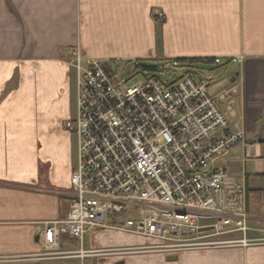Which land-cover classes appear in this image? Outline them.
Here are the masks:
<instances>
[{
    "label": "crops",
    "instance_id": "obj_1",
    "mask_svg": "<svg viewBox=\"0 0 264 264\" xmlns=\"http://www.w3.org/2000/svg\"><path fill=\"white\" fill-rule=\"evenodd\" d=\"M154 9L164 15L159 45ZM75 49L111 62L118 74L138 62L148 76L162 61L232 66L212 94L236 88L234 116L219 106L244 140L213 166L245 185L252 233L264 234V0H0V257L39 253L41 224L69 210L76 146L64 123L75 118L67 65ZM94 235L100 248L146 243L111 231ZM167 258L135 254L98 264H264V242Z\"/></svg>",
    "mask_w": 264,
    "mask_h": 264
},
{
    "label": "built area",
    "instance_id": "obj_2",
    "mask_svg": "<svg viewBox=\"0 0 264 264\" xmlns=\"http://www.w3.org/2000/svg\"><path fill=\"white\" fill-rule=\"evenodd\" d=\"M152 15L164 21L160 10ZM67 65L76 88L75 118L64 123L76 139L69 210L41 224L39 253L0 257V264L169 257L262 241L248 238L255 230L245 185L213 166L244 140V131L229 130L219 106L226 104L234 116L233 85L209 94L212 75L200 81L188 72L171 84L146 75L141 84L128 86L111 62L86 58L79 49ZM108 231L146 243L85 249L87 237ZM70 241L75 250L62 251Z\"/></svg>",
    "mask_w": 264,
    "mask_h": 264
},
{
    "label": "rangeland",
    "instance_id": "obj_3",
    "mask_svg": "<svg viewBox=\"0 0 264 264\" xmlns=\"http://www.w3.org/2000/svg\"><path fill=\"white\" fill-rule=\"evenodd\" d=\"M137 66H135V63H130L126 65H121L120 67H124V70L121 71V76L123 77L124 81H126V84L128 86H134L141 84L145 80V76L148 74L146 70L144 69V63H136ZM158 68L156 72H152L151 74L159 79L160 81L171 84L174 81L178 80L182 76H184L187 72L193 74L198 80H203L204 77L211 74L213 77L211 88L208 89V93L212 94L214 90H216L214 87L215 85H218L221 82H225L227 80V77L231 74L233 67L228 66L226 68L220 69L216 65H201L198 66L195 69H190L187 66H183L180 62L174 61V62H159ZM73 109L75 111V100H74V106ZM74 144L76 146V139L74 137ZM74 161L76 162V152H74ZM104 233V232H100ZM97 234V233H95ZM95 235L92 234L89 237L86 238L84 241V247L85 249H98L100 248L99 244L95 240ZM248 238H257L264 242V234H262L260 237L254 236L253 233H250V236ZM135 242H137L135 240ZM134 243V241H133ZM62 251H72L75 250L76 243L73 241L70 242H63L61 245ZM115 260L117 258H106L102 259L100 257H93L90 259H85L83 264H98L105 260ZM70 261H74L77 264H81V262L78 259H68ZM9 264H27V262H13Z\"/></svg>",
    "mask_w": 264,
    "mask_h": 264
},
{
    "label": "water",
    "instance_id": "obj_4",
    "mask_svg": "<svg viewBox=\"0 0 264 264\" xmlns=\"http://www.w3.org/2000/svg\"><path fill=\"white\" fill-rule=\"evenodd\" d=\"M236 76L237 75H235V76H233L232 78H231V82H233L234 80H235V78H236ZM36 242H38V237H36ZM176 258H177V256H169L168 258H167V260H169V261H174V260H176ZM116 264H123V262H118V263H116Z\"/></svg>",
    "mask_w": 264,
    "mask_h": 264
},
{
    "label": "trees",
    "instance_id": "obj_5",
    "mask_svg": "<svg viewBox=\"0 0 264 264\" xmlns=\"http://www.w3.org/2000/svg\"><path fill=\"white\" fill-rule=\"evenodd\" d=\"M155 23H156V27H157V29H156L157 30V44L159 45V41H160L159 40V28H160V26L162 25L163 22L162 23H158V22L155 21Z\"/></svg>",
    "mask_w": 264,
    "mask_h": 264
}]
</instances>
